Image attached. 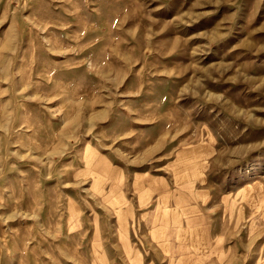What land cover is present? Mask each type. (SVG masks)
Listing matches in <instances>:
<instances>
[{
  "label": "rangeland",
  "instance_id": "1",
  "mask_svg": "<svg viewBox=\"0 0 264 264\" xmlns=\"http://www.w3.org/2000/svg\"><path fill=\"white\" fill-rule=\"evenodd\" d=\"M0 264H264V0H0Z\"/></svg>",
  "mask_w": 264,
  "mask_h": 264
}]
</instances>
